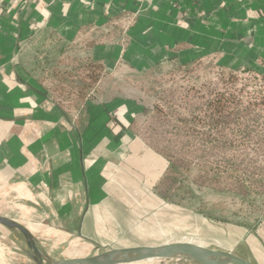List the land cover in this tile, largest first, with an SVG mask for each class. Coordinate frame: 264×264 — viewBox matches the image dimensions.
<instances>
[{"label":"crops","instance_id":"crops-1","mask_svg":"<svg viewBox=\"0 0 264 264\" xmlns=\"http://www.w3.org/2000/svg\"><path fill=\"white\" fill-rule=\"evenodd\" d=\"M86 57L104 71L208 62L264 77V0H0V217L26 235L0 227L28 247L27 235L110 245L122 223L114 201L134 175L139 106L107 95L63 106L41 72Z\"/></svg>","mask_w":264,"mask_h":264},{"label":"rangeland","instance_id":"rangeland-1","mask_svg":"<svg viewBox=\"0 0 264 264\" xmlns=\"http://www.w3.org/2000/svg\"><path fill=\"white\" fill-rule=\"evenodd\" d=\"M120 64L113 71L98 72L101 78L106 76L104 83H110L107 97L133 99L147 112L130 124L133 149L126 165L134 175H128L131 180L122 177L117 188L121 193L114 204L124 213L122 223L113 226L112 236L107 234L106 239H110L111 244L92 247L76 241L75 237L60 240L59 244L50 240L37 242L27 235L26 240L31 239L28 247L24 238L22 242L16 233L0 227V264H51L65 257L98 255L106 252L107 247H157L177 242L229 252L253 264H264L262 76L254 72L221 70L208 62H195L184 68L179 62L171 61L145 70ZM78 71L74 75H66L64 67L54 71L59 72L55 82L61 77L64 80L50 87L53 95L68 97L70 82L78 81L81 75ZM216 92L228 99L229 109L238 111L249 107L250 112L236 120L230 130L211 132L209 139L205 136L209 134L205 124L204 131L201 126L195 130L200 132V137L196 138L188 131L187 123L176 124V117L189 121L191 113L198 120L202 119L204 100ZM155 107L162 109L163 116H157ZM239 123H246L251 129L249 137L243 136L242 133L248 131L245 127L239 128ZM174 124L185 131L175 130ZM194 127L191 124V129ZM159 149L165 153L183 149L184 155L198 163L191 175L183 173L180 177L178 174L177 182L172 181L157 190V194L169 197L171 194L166 191L177 188L170 196L172 203L153 194L154 188L169 176ZM246 170L250 174L245 177ZM197 175L202 178H195ZM247 180L249 195L241 190L243 181ZM32 246L37 247L38 255ZM140 264L194 263L165 259Z\"/></svg>","mask_w":264,"mask_h":264},{"label":"trees","instance_id":"trees-1","mask_svg":"<svg viewBox=\"0 0 264 264\" xmlns=\"http://www.w3.org/2000/svg\"><path fill=\"white\" fill-rule=\"evenodd\" d=\"M44 59H46V61H47V64L45 65V66H47L48 62L51 59V56H49V58L45 57ZM74 60H75V58H74ZM179 65H180V67L185 68V67L190 66L191 64H186V65L179 64ZM62 67H64V72H67L66 75H74L76 73V71H78V70L81 71V75L79 77V80L76 82H74V81L70 82V84H71L70 85V91L67 92L68 97H66V99L71 98L73 96L74 98L77 97L80 100L88 99L95 104H100L99 102H105V101H103V98H105L106 95L108 94V89H109L108 86H110V83H108V82L104 83L106 81V79L104 81L103 80L104 78H101L100 73H98L99 71H103V66L100 63L93 62L90 60V57H88L87 59H79L76 67L73 68L71 65H66V63H64L62 61H61V63H59V61H57V65H55L54 68H49V69L43 68V69H41V72H42V75L46 77V80H48L49 83H52L53 86L59 85V84L63 83L64 78L61 77L60 79L56 80V82H55L54 78L55 77L57 78V75L59 72L55 73L54 71H56L57 69H61ZM75 69H76V71H75ZM49 72H51V73H49ZM244 72H248V71H244ZM53 74H55V75H53ZM78 76H79V74H78ZM105 78H106V76H105ZM262 79H264V77H262ZM100 82L103 85V88L100 87ZM102 89H103V93L101 92ZM100 94H102L103 96L101 97ZM60 97L61 96L57 95V96H54V99L59 104H61L63 106L65 103L70 104V101H68V102L62 101L61 98H63V97H61V98ZM227 100L228 99H224V97L217 92L214 94H210L209 98L204 100V103L202 105V116H203L202 119L198 120V117L191 113L189 121H187V119H185V118H180V117L177 118L176 117L175 122H176V124L187 123L188 124V131L189 130L192 131L193 134H191V135L194 138L200 137V132L195 131V130H198L197 129L198 126H201L203 128V131H204V128H205L204 124H205V126H207V128H208V133H209L208 135H205V136L207 137V139H209L208 136L210 135L211 132H220V131H224V130H230L231 126L233 124L235 125L236 120L238 121V119H240L242 115L246 116L245 113L250 112L249 107L241 108V110L238 109V111H236L232 108L229 109L227 107ZM134 102L136 103V101H134ZM262 105H264V103H262ZM138 106H141V110L139 113H137L133 117V122L135 120H137L138 117L145 115L147 112V110L144 109V106H142V105H138ZM154 110H155V113L157 114V116H163L162 109L155 107ZM160 118H163V117H160ZM176 124H174L172 126L175 130L178 129L181 132L185 131V129H183L182 127H179ZM191 124L195 125V127L192 129H191ZM237 126L239 128L241 126L245 127V130H247L248 132H244L242 134L244 137H249V134H251L252 131H251V129H249V127H246L247 126L246 123H244V124L239 123ZM199 130H201V129H199ZM201 139H202V137H201ZM216 139L219 140L217 137H216ZM182 150L180 152H175V153L174 152L172 153L169 150L165 153V152H162L161 149H159V154L164 158V161L166 162V165H167V171L166 172L169 171L167 173V175H169V176L165 179V180H167V182H164L165 180H163V182L161 181V183H159L157 185V187L154 188L153 194H155L158 198H160L161 200H164L168 203H172L170 196H172V193H174L175 190H177V188L176 189L172 188V189L166 191L169 193V195L171 194L169 197H167V195H165L164 193H163V195H161L160 193L157 194V190H159V188L160 189L164 188V185H166L172 181L177 182L178 174L180 175V177L183 175V173H185V174L187 173V175H191L194 172V169L196 167H198V163H196L194 159L184 155L185 153ZM183 164H185V165L183 166ZM187 165H188V167H187ZM194 165H196V167H194ZM248 174H250V173L248 170H246V172L244 173V176L246 177ZM198 177L202 178L201 176H198V175L195 178H198ZM180 183H183V181H181ZM241 190H244V192L248 195L251 193L250 187H248V180L243 181V186H242Z\"/></svg>","mask_w":264,"mask_h":264},{"label":"water","instance_id":"water-1","mask_svg":"<svg viewBox=\"0 0 264 264\" xmlns=\"http://www.w3.org/2000/svg\"><path fill=\"white\" fill-rule=\"evenodd\" d=\"M0 225L12 230H17L23 235L26 231L18 224L0 217ZM33 251L38 255L35 246ZM98 255L60 259L51 264H138L146 261L179 259L194 264H253L225 251H215L193 245L191 243L177 242L164 244L157 247H132L126 249H111Z\"/></svg>","mask_w":264,"mask_h":264},{"label":"bare ground","instance_id":"bare-ground-1","mask_svg":"<svg viewBox=\"0 0 264 264\" xmlns=\"http://www.w3.org/2000/svg\"><path fill=\"white\" fill-rule=\"evenodd\" d=\"M146 262H148V261H146ZM144 263V262H143ZM138 264H140V263H138Z\"/></svg>","mask_w":264,"mask_h":264}]
</instances>
